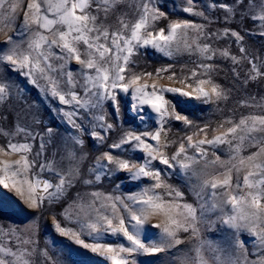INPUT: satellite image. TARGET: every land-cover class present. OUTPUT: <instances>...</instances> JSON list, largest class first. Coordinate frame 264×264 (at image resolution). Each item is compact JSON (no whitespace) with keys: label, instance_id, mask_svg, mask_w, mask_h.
Returning a JSON list of instances; mask_svg holds the SVG:
<instances>
[{"label":"snow or ice","instance_id":"snow-or-ice-1","mask_svg":"<svg viewBox=\"0 0 264 264\" xmlns=\"http://www.w3.org/2000/svg\"><path fill=\"white\" fill-rule=\"evenodd\" d=\"M207 7L223 11L225 27L211 31L215 21L195 0H186L182 11L202 22L170 20L157 0H0L5 37L0 41V105L35 89L69 130L58 139L33 105L12 108V123L0 127V137L7 141L0 145V192L10 194L8 211H39L47 205L60 236L110 264H138V256L171 255L174 249L183 252L179 264H264V97L240 101L241 107L261 111L238 119L226 116L215 127L211 121L195 124L167 97L179 94L219 108L229 93L214 80L218 59L231 63L237 80L243 70L245 85L264 79V57L245 40L246 35L264 38V0H213ZM161 20H168L167 25L158 27ZM234 22H251L252 27L232 28ZM225 39L229 46L216 45ZM149 48L168 58L186 53L195 57V67L182 68L180 74L171 71L172 65L155 74L135 71V57ZM165 74L170 85L158 82ZM120 93L130 95L131 110L141 122L144 107L150 109L158 127L121 129L108 148L142 156L104 151L85 173L84 138L104 144L117 130ZM172 121L181 122L190 134L170 139ZM248 149L254 150L244 155ZM120 172L140 182L138 190L119 193V184L108 193L96 188L102 177ZM173 177L188 187L193 202L169 182ZM77 185L89 190L68 200ZM65 200L57 214L55 206ZM4 210L0 200V213ZM153 219L157 222L151 227L160 230L157 239L145 233ZM217 224L231 230L222 244L201 236L202 228L215 230ZM242 234L249 239H241ZM106 237H122L126 243ZM186 242H192L191 248L179 249ZM0 264L76 262L67 245L56 253L47 243L40 246L38 217H33L24 228L0 226Z\"/></svg>","mask_w":264,"mask_h":264},{"label":"rangeland","instance_id":"rangeland-1","mask_svg":"<svg viewBox=\"0 0 264 264\" xmlns=\"http://www.w3.org/2000/svg\"><path fill=\"white\" fill-rule=\"evenodd\" d=\"M158 4L162 6V10L167 13L168 19L178 20V19H188L195 20L196 22H202L200 18L195 16H190L187 13L182 11V8L186 6V0H157ZM198 8H204L205 11L209 13L212 19L215 21L209 27L211 31H216L225 27L223 22L224 13L222 10L217 9L211 11L208 9L207 5L212 3L213 0H195ZM216 2H225V0H216ZM168 20H161L158 24V27L166 26ZM232 28L238 27H248L251 28V22H247L245 25L241 26L237 22H234L230 25ZM16 27H19V21L16 24ZM9 35L15 37V32L10 31ZM5 39L4 35L0 33V41ZM246 44L255 53H259L264 57V38L259 36H245ZM219 47L229 46L228 40H219L215 42ZM232 51L238 53V49L235 44L231 45ZM195 57H190L186 53H181L175 55L173 58H168L162 55L159 52H156L154 49L141 50L140 54L135 57L136 67L135 71L137 72H156L157 69L167 67L172 65L171 71H175L177 74L181 73V69L184 68L185 72L189 69L195 67L192 61ZM218 70L213 74L214 80L216 83L220 84L224 89L228 90L229 98L227 101H222L217 108L215 104H205L199 100H196L191 97H183L179 94L168 93L167 97L170 99L175 106L176 110L182 114L186 115L190 120L195 124L203 125L205 122L211 121L213 127L216 123L221 121L224 117L235 115L238 119L242 114L246 115L251 112L261 111L260 109H254L250 107H241L240 101L247 100L249 97L255 96L257 100L260 97H264V79L257 81H251L247 85L243 83L244 73L241 70V78L237 80L232 72V65L229 61L217 60ZM248 65L245 62L244 67ZM4 69L0 68V73H3ZM170 74V73H169ZM167 75L165 74L164 79L159 80L158 82L164 85H170L171 82L167 80ZM13 78H15L13 74ZM152 80H148V83H152ZM175 86L179 87V84ZM120 104H121V117L114 122L117 125V130H114L109 134V139L104 144H97L90 137L85 136L84 152L87 153V160L84 164V172L87 173L88 167L94 163L95 158L99 156L104 151H112L113 154L119 155H128V156H142V153L131 151L122 152L119 149H109L108 145L112 143L114 139L119 135L121 129H127L132 127L137 131H155L158 127L156 122V116L150 109L146 106L144 107L145 119L141 122L137 119L136 115L131 110V97L130 95H125L123 93L119 94ZM27 106L33 105L34 110L39 112L40 118L48 126H52L58 132V139L64 137L68 134V129L65 124L59 120V117H56L51 111L50 108L52 105L48 104L47 101H44L37 90L29 88L28 91L24 93L23 99L17 100L13 97L9 102L4 105H0V116L7 115L8 120L0 119V127L8 128L12 123V108L16 106ZM44 125H41L43 127ZM169 138L177 139L185 134H190L189 130L184 127L181 122L172 121L170 125ZM6 138L0 137V145H6ZM154 143V142H153ZM127 148V146H125ZM254 149H248L243 154L247 155L250 151ZM169 151H174V148L169 149ZM51 154V149H49V155ZM222 158H226L223 152L219 153ZM15 158V157H13ZM163 167V166H160ZM127 173L120 172L112 177H102L101 182L96 185V188L102 192H113L116 189V185L119 184V193H130L138 190L137 185L140 182L130 181L126 179ZM170 183L180 186L181 190L185 193V198L188 202H193L194 198L189 192L188 187L185 184H182L180 180L176 177L171 178ZM144 183H147L145 180ZM89 189H86L82 185H77L76 188L72 189L69 193L68 200L75 195L77 191L85 192ZM0 200L3 201L5 210L0 213V226L5 229L11 227L24 228L30 223L33 217H38L39 222V242L40 246L44 247L47 243L51 248L53 253L58 252L60 249H63L65 245L69 246L72 249V258L76 264H110L104 257L92 253L90 250L84 249L79 245H75L69 238L60 236L54 229L52 225V213L53 209L49 208L47 205L39 211L29 210L24 205L21 204V207H24L23 212H10L8 207L11 204L10 194L6 190L0 192ZM68 200H65L63 204H58L55 206L54 211L59 214L62 211L63 207L66 206ZM215 217L213 216V219ZM63 221V217H60ZM157 221L155 219L149 221L148 226H146L145 233L149 239H157L159 237L160 230L152 228L151 225L155 224ZM231 230L221 229L220 225L217 224L215 230H208L206 227L202 228L201 236L204 240L213 242L215 244H222L226 234H229ZM182 237L186 238L187 234H181ZM87 242H92L89 238H85ZM109 242H123V238L115 237H106ZM241 239L248 240L247 234H242ZM192 246V242H186L179 246V249L183 251H188ZM249 251H251V245H247ZM183 252L172 250L171 255L164 253L156 254L155 256L150 255H141L137 257L138 264H179L178 257L182 255Z\"/></svg>","mask_w":264,"mask_h":264}]
</instances>
